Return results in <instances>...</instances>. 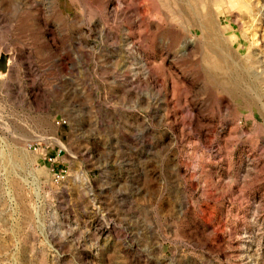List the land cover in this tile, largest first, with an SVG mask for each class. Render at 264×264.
Here are the masks:
<instances>
[{
	"label": "rangeland",
	"instance_id": "obj_1",
	"mask_svg": "<svg viewBox=\"0 0 264 264\" xmlns=\"http://www.w3.org/2000/svg\"><path fill=\"white\" fill-rule=\"evenodd\" d=\"M0 264H264V0H0Z\"/></svg>",
	"mask_w": 264,
	"mask_h": 264
},
{
	"label": "water",
	"instance_id": "obj_2",
	"mask_svg": "<svg viewBox=\"0 0 264 264\" xmlns=\"http://www.w3.org/2000/svg\"><path fill=\"white\" fill-rule=\"evenodd\" d=\"M0 69H7V57L5 55L0 58Z\"/></svg>",
	"mask_w": 264,
	"mask_h": 264
}]
</instances>
